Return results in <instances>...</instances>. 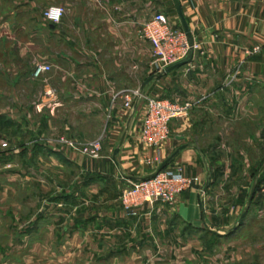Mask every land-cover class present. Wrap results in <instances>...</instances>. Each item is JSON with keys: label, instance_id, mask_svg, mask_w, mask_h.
I'll return each instance as SVG.
<instances>
[{"label": "crops", "instance_id": "0c3cea01", "mask_svg": "<svg viewBox=\"0 0 264 264\" xmlns=\"http://www.w3.org/2000/svg\"><path fill=\"white\" fill-rule=\"evenodd\" d=\"M178 1L193 40L191 60L145 84L150 44L139 38L140 24L160 12L172 29L181 30L171 0H0L3 64L40 58L51 66L40 91L53 88L35 92L40 112L31 111L29 103L20 105L16 139L20 157L29 159L21 164L18 187L24 194L15 196L16 202L7 200L13 190L0 185L7 206L24 207L32 199L34 248L27 253L17 248L15 261L10 248H0V264H163L161 251L170 248L171 230L178 248H191L190 238L202 233L203 222L216 234L235 227L238 200L226 202L215 216H208L205 206L223 185L237 181L240 190L249 185L243 164L216 160L222 152L230 156L229 142L236 139L264 156V0ZM44 3L65 8L59 23L42 19ZM253 46L257 52H245ZM135 89L190 104L183 118L169 122L170 135L160 146L162 160L184 146L165 166H180L190 179L174 200L173 216L159 203L124 210L118 202L126 181L152 171L143 162L151 150L137 138L144 100L122 105ZM248 125L257 129L246 134ZM96 132L101 145L94 158L57 141L75 134L90 140ZM62 235L70 238L69 247L52 248V240Z\"/></svg>", "mask_w": 264, "mask_h": 264}, {"label": "rangeland", "instance_id": "374dc122", "mask_svg": "<svg viewBox=\"0 0 264 264\" xmlns=\"http://www.w3.org/2000/svg\"><path fill=\"white\" fill-rule=\"evenodd\" d=\"M48 5L50 4L44 3L41 6V11ZM1 54L0 50V136L5 139L8 138L9 144L6 148L0 147V163H6L4 167L0 166V185H10V188L13 191L10 190L12 193L10 196L8 195L7 200L16 202L17 200H15V196H17L18 199L21 194H24V192L19 189L18 185L20 182L19 180H22L21 178L24 174V172L21 173L23 169L21 164L27 160V158L25 159L23 156L20 157L19 149L21 145L19 144L18 139H16V136L18 135V126L16 123L18 119L17 116H19V114L23 111V109L20 108V105L23 103H29V105H31V111L32 108L34 110L35 108H38L37 110L40 112L42 109H40L39 106H36L34 99L35 92H53V88H48L47 90L42 89L41 91L39 88L40 83H46L47 73L50 70L38 78H34L31 75L33 64L36 61L45 62L44 60L40 58H32L30 56L25 60H20L17 64H12L10 66L3 64ZM161 74V72H153L150 68L149 76L152 75V78H157ZM149 97L160 98L158 95H150ZM38 103L40 104V98ZM108 113L109 112L107 111V113L104 114L105 118L108 116ZM31 114L32 113L29 112V115ZM32 116L33 114L31 115V118ZM77 118L80 119L78 116ZM97 129L102 132V125L97 126ZM256 129V125H248L245 126L244 131L246 132L244 133L250 134ZM97 132L96 134L90 135V140H93V138H96L97 135H99ZM69 137H72L80 142L89 141L88 139L83 140L77 137L76 134L75 137L77 138L72 135ZM236 141L237 140L235 139L234 142H229L231 144L230 151H228L230 156L224 157L226 153L222 152L221 155L218 154L219 156L216 160H218L219 164H223L225 161L233 162L235 165L243 164V176L248 177L249 188L247 186L244 190L237 189V181H234L231 187L223 185L212 192L213 199L208 203L209 205L205 206V212L208 213V216L209 213L215 216V211L219 209L221 210L222 207H227L226 202L234 201V199L236 201L238 200V214L236 219L232 221V224H235V227L231 228V231H227L228 229L225 228L219 229L222 230L221 233L223 232V234H216L211 231L208 226V222H206L207 224L203 222L202 233H199L196 238H190L191 240L189 244L191 248H178L177 245L180 243H177V234L173 235V231L171 230L172 235L170 248H164L165 251H161V254L164 257L163 264H264V212L262 207L264 201L261 200L259 196H254L252 194L249 204L246 205L250 189L252 185L254 186L255 179H257L262 172H259V169L264 156H258L251 146H249V148H245L241 142ZM59 144L62 145L61 143ZM63 147L64 149L69 150L65 146ZM73 152L91 157L77 151ZM240 152L246 155V161H243V157L240 155ZM246 163L248 165L247 167H245ZM245 170H250V172L245 173ZM26 172L31 175L33 173L30 168ZM239 174L233 173V176L238 178L240 177ZM222 176L223 174L221 177ZM224 178L222 179L223 182L227 180V178ZM60 182L66 181L60 179ZM2 192L4 191L0 192V248H10L11 257L15 255L14 259H11V261H15L18 255L16 252L19 250L17 248L22 249V251L20 249L21 253H27L28 248H34L35 238L30 232V226L32 225L33 219L29 216L33 212V204L32 199L28 198L24 207H18L16 204H8L7 206L8 202H6V204L3 202ZM12 194H14V198H12ZM214 201L217 202L216 205L212 203ZM154 203L162 204L164 207L166 206L169 208L171 216L174 215V201L171 203L157 201L152 204ZM231 207L235 208L234 205ZM6 211L9 212L8 215L5 214ZM243 211L244 214L240 223L236 224L237 218ZM21 216L27 218V220H23L24 218H21ZM177 225L178 222H172L170 228H176ZM69 240L70 238L64 235L57 237L55 240H52V248H68L69 245L67 246V244L69 243ZM157 249L158 248H154L156 251ZM160 250H162V248H160ZM155 255L158 257L159 253L157 252L154 256Z\"/></svg>", "mask_w": 264, "mask_h": 264}, {"label": "built area", "instance_id": "2783aa9c", "mask_svg": "<svg viewBox=\"0 0 264 264\" xmlns=\"http://www.w3.org/2000/svg\"><path fill=\"white\" fill-rule=\"evenodd\" d=\"M64 11V7L50 4L42 9L41 17L47 23L57 24ZM138 36L150 44L149 66L153 72H161L164 66L181 59L188 49L182 30L172 29L165 15L159 12L142 21ZM258 49V46H253L245 52L252 54ZM49 70L48 63L36 61L31 75L38 78ZM131 98L135 101L134 103L144 100V112L138 127L137 138L144 149L151 150L150 155L143 154V162L153 172L162 161L160 146L170 135L169 122L183 118L190 104L170 102L158 97H146L135 89L129 97L123 98L122 105L131 107ZM57 141L71 151L91 157H96L100 149V138L80 142L67 135H61L58 136ZM7 145L8 141L0 136V147L6 148ZM189 181L190 179L183 174L180 166L164 167L151 177L146 175L126 181L119 190L118 202L124 210L143 203L152 204L157 201L171 203L181 191L188 187ZM258 195L264 201V177L259 183Z\"/></svg>", "mask_w": 264, "mask_h": 264}, {"label": "water", "instance_id": "95a60500", "mask_svg": "<svg viewBox=\"0 0 264 264\" xmlns=\"http://www.w3.org/2000/svg\"><path fill=\"white\" fill-rule=\"evenodd\" d=\"M172 1V4L174 6V9H175V12H176V15H177V18L179 20V23H180V27H181V30L182 32L184 33L185 35V38H186V41H187V46H188V49H187V52L186 54L179 60L169 64V65H166L162 68L161 70V73H167L173 69H176L186 63H188L190 60H191V55H192V51H193V40H192V37H191V33L189 31V28L187 26V23H186V20L182 14V11H181V8H180V4H179V1L178 0H171ZM152 75L149 76L148 78H146L145 80V84L152 79ZM184 146L181 145V146H178L177 148H175L168 156H166L161 162L160 164L156 167V169L148 174L149 177L155 175L158 171H160L161 169H163L166 164L168 163V161L180 150L182 149ZM264 170V159L262 161V164L260 166V169H259V172L260 171H263ZM253 189H254V186L252 185L251 189H250V192H249V195H248V198H247V201H246V205L249 204L250 202V199H251V196H252V192H253ZM244 214V211L239 215V217L237 218V221H236V224H239L240 223V220L242 218Z\"/></svg>", "mask_w": 264, "mask_h": 264}, {"label": "trees", "instance_id": "16d2710c", "mask_svg": "<svg viewBox=\"0 0 264 264\" xmlns=\"http://www.w3.org/2000/svg\"><path fill=\"white\" fill-rule=\"evenodd\" d=\"M6 140L8 141V144H9V139L6 138ZM263 177H264V170L260 173V175L258 176V178L255 179L254 189H253V193H252L254 196H259L258 195V187H259V183L263 179Z\"/></svg>", "mask_w": 264, "mask_h": 264}]
</instances>
